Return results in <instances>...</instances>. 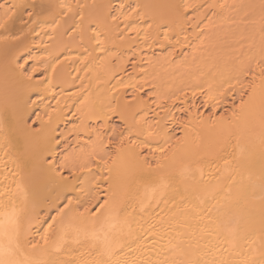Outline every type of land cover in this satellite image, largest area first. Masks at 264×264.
Here are the masks:
<instances>
[{
  "label": "bare ground",
  "instance_id": "6f19581e",
  "mask_svg": "<svg viewBox=\"0 0 264 264\" xmlns=\"http://www.w3.org/2000/svg\"><path fill=\"white\" fill-rule=\"evenodd\" d=\"M0 23V258L264 264V0H0Z\"/></svg>",
  "mask_w": 264,
  "mask_h": 264
},
{
  "label": "snow or ice",
  "instance_id": "6c2138e0",
  "mask_svg": "<svg viewBox=\"0 0 264 264\" xmlns=\"http://www.w3.org/2000/svg\"><path fill=\"white\" fill-rule=\"evenodd\" d=\"M7 16V13H6ZM0 27H4V24L0 23ZM25 63H27V61H25ZM33 71H35V69H33ZM260 71L262 74H264V67L260 68ZM69 203H71V201H69ZM49 227H51V225H49ZM45 240V243H47V239L46 237L43 238ZM33 248H35V245H32ZM5 252V250L3 248H0V255H3ZM8 254H11L12 249L9 248L7 249ZM0 264H22V262L20 261H14V260H5L0 258ZM24 264H30V262H24ZM35 264H43V262L37 261L35 262Z\"/></svg>",
  "mask_w": 264,
  "mask_h": 264
},
{
  "label": "rangeland",
  "instance_id": "374dc122",
  "mask_svg": "<svg viewBox=\"0 0 264 264\" xmlns=\"http://www.w3.org/2000/svg\"><path fill=\"white\" fill-rule=\"evenodd\" d=\"M185 53H186V54H185ZM185 53L182 54V56H181L182 58H184V57L188 54V52H186V51H185ZM114 124L116 125V126L114 125L115 127H118V128H119V126H120V122H115Z\"/></svg>",
  "mask_w": 264,
  "mask_h": 264
}]
</instances>
